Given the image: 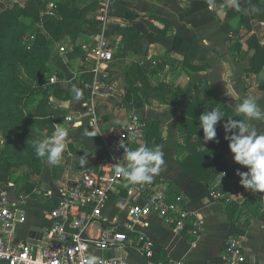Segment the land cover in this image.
<instances>
[{
	"label": "crops",
	"instance_id": "0c3cea01",
	"mask_svg": "<svg viewBox=\"0 0 264 264\" xmlns=\"http://www.w3.org/2000/svg\"><path fill=\"white\" fill-rule=\"evenodd\" d=\"M20 0H9L0 5V12L8 5ZM43 13L57 15L54 3L36 0ZM110 0H81V6L98 5L95 20L97 25L87 26L76 43L68 38L50 45L52 67L61 74L57 77L60 88L69 100L51 97V103L59 108L63 117L56 124L63 125L69 132L67 147L58 164L52 165L45 160L40 178L41 186L33 195H18L17 180L22 185L20 174L6 185L0 183L3 192L13 204L22 201L26 210L27 221L16 228V236L22 241L37 247L48 242L47 234L51 227L50 212L45 211L47 201L57 199L74 175L85 169L80 164V157L85 153L92 160H98V171H110L116 163L123 164L124 153L110 149L114 138L129 121L130 116L137 115L144 121H157L163 126L160 149L164 164L153 174L151 182L130 184L124 179L110 193V201L103 210L105 220L90 224L85 235L95 237L102 229L117 228L129 238L122 249H110L101 252L105 258L127 259L129 264H147L143 252V242L152 244L154 262L171 264H228L225 254L226 242L236 239L243 245L245 262L243 264H264V193L246 190L240 183L237 171L248 169L234 161L233 154L228 152L223 161L224 169L215 167L217 179L213 186L193 179L180 165L186 154L180 145L183 139L179 133L178 116L180 108L165 104L163 100H152L151 104L139 109L128 110L122 103L126 96V75L131 70L152 60H158L150 67L148 74L152 85L166 83L172 86L187 88L190 83L200 80L212 85L214 93L236 112L238 105L245 97H252L264 108V70L259 74H249L250 53L246 46L248 37L256 34L264 45V24L253 23V31L239 25L237 19L228 20L226 11L213 5L211 0H118L123 6L141 16H158L172 24L165 38L154 36L141 22L136 21L133 28L142 36L141 44L135 46L124 58L117 59L108 68L109 78L105 86L113 87L110 97L93 95L89 88L96 78L92 72L93 63L87 60L88 48L100 39L109 43L115 54L118 52L121 38L113 32L122 23L108 16ZM234 3L236 0H228ZM91 14L90 17L94 18ZM105 18L106 20H102ZM160 29L164 26L154 22ZM237 31L238 36L233 33ZM241 43L242 49L234 54L231 43ZM65 49V53L61 52ZM194 64H206L202 72L189 76L184 69V59ZM89 79V80H87ZM82 85L86 93H81ZM75 87L80 93L76 99ZM237 113V112H236ZM225 115V114H224ZM246 119L243 115H240ZM72 121H68V118ZM120 117L121 119H119ZM225 116L220 124L227 122ZM119 122L120 130L115 133ZM55 124V125H56ZM258 131H264V121H251ZM87 129L95 134L92 139L84 135ZM145 142V141H144ZM128 142L127 147L137 148L144 143ZM3 139L0 135V148ZM155 147V146H152ZM103 155L98 158L97 154ZM93 171V170H91ZM97 171V172H98ZM96 172V171H94ZM20 178V179H19ZM152 185L155 188L165 187L169 195L181 197L183 206L189 210L191 217L184 229L177 230L159 217L153 215L146 221L135 222L124 212L134 195L137 185ZM212 194H220L213 197ZM148 192L142 195L140 203H145ZM234 203L237 209L229 208ZM57 206V205H56ZM232 214V217L229 215Z\"/></svg>",
	"mask_w": 264,
	"mask_h": 264
},
{
	"label": "trees",
	"instance_id": "16d2710c",
	"mask_svg": "<svg viewBox=\"0 0 264 264\" xmlns=\"http://www.w3.org/2000/svg\"><path fill=\"white\" fill-rule=\"evenodd\" d=\"M51 1L57 15L43 13L36 0H20L0 12V135L3 139L0 148V183L8 185L15 175L20 174L24 182L19 185L17 180L18 195L36 196L33 192L41 186L45 159L36 155L35 145L49 137L55 124L63 117L62 111L51 103V97L63 100L71 98L69 95L64 97L65 92L59 85L49 84L52 76L61 78V74L52 67L50 45L65 37L76 43L87 32V26L98 24L95 14L100 7L95 3L82 7L81 0ZM7 2L9 0H0V5ZM211 2L226 11L228 20L237 19L248 33L253 31L254 22L264 24V0ZM107 13L113 20L122 22L113 32L121 38L115 54L117 59L126 57L135 46L141 44L142 36L133 28L136 21H141L159 38L167 37L172 28L167 19L141 16L118 0L109 1ZM91 14H94V18L90 17ZM156 21L164 28L156 27ZM233 35L238 36V32L235 31ZM246 46L250 53L248 73H261L264 70V45L256 34H252L248 37ZM241 49V43H231L234 54ZM156 61L158 60L146 62L128 72L126 96L118 104L130 111L149 105L152 100H163L167 105L179 107L177 120L183 139L180 148L186 153L180 165L193 179L211 188L217 179L214 168L224 169L223 161L230 148L225 140L224 127L220 123L217 126L216 140L204 142L203 129L199 128V116L205 110L210 111L219 106L227 118H243L214 93L212 85L207 81L190 83L187 88L166 83L152 85L148 74L153 63H158ZM207 67L206 64H194L190 59H184V69L189 76L202 72ZM80 91L86 93L84 85ZM146 123V140L142 146H160L163 126L153 120ZM102 155L98 153L97 157ZM84 168L97 172L99 162L88 156ZM57 204V199H51L44 209L49 212ZM229 208L237 209V205L231 203ZM229 215L232 217L230 212Z\"/></svg>",
	"mask_w": 264,
	"mask_h": 264
},
{
	"label": "built area",
	"instance_id": "2783aa9c",
	"mask_svg": "<svg viewBox=\"0 0 264 264\" xmlns=\"http://www.w3.org/2000/svg\"><path fill=\"white\" fill-rule=\"evenodd\" d=\"M102 20H106L103 18ZM65 53V49H61ZM87 60L93 63L92 72L101 76L89 88L93 95L110 97L113 87L105 86L108 80V68L115 63V51L104 40H99L88 48ZM50 85L58 84L56 76L49 80ZM72 121V118H68ZM147 123L137 115H132L122 127L110 145V149L120 154L123 148L119 145L124 142L142 143L146 140ZM125 178L117 176L115 170L81 171L74 175L69 184L61 192L60 202L50 212L51 227L47 234L49 242L43 247H37L29 242L22 241L16 236L18 225L27 221L26 210L22 201L13 204L0 191V264H86L89 254L104 252L110 249H122L129 238L117 228L102 229L95 237L85 235L90 224L105 220L103 210L110 201L111 191ZM148 192L145 203H140L144 193ZM218 197L220 194H212ZM130 202L124 210L135 222L146 221L155 215L175 229L182 230L189 221L191 214L183 204L181 197L172 198L165 187L155 188L152 185H137ZM143 252L147 257V264H169L154 262L152 244L143 242ZM225 254L228 264H243L245 256L243 245L232 238L226 242ZM101 264H129L127 259L105 258L98 256ZM171 264V263H170Z\"/></svg>",
	"mask_w": 264,
	"mask_h": 264
},
{
	"label": "clouds",
	"instance_id": "9594fccd",
	"mask_svg": "<svg viewBox=\"0 0 264 264\" xmlns=\"http://www.w3.org/2000/svg\"><path fill=\"white\" fill-rule=\"evenodd\" d=\"M76 99L80 98L78 90ZM237 115H243L246 119L228 118L224 123L225 140L233 154L234 161L248 169L247 172L237 171L240 183L246 190L254 193H264V131H258L251 121H264V108H261L252 97H245L236 105ZM225 117L219 106L205 110L199 116V128L203 129V139L207 143L217 138V126ZM84 135L91 139L95 134L87 129ZM68 130L61 124H56L52 134L35 145L36 155L45 159L49 164H58L67 147ZM218 142V141H217ZM123 148V164L114 165L115 174L124 177L130 184L151 182L153 174L160 170L164 164L163 153L160 146H139L135 149L127 147L124 142L119 145ZM83 166L88 156L85 153L80 157ZM86 264H101L100 258L95 254H89Z\"/></svg>",
	"mask_w": 264,
	"mask_h": 264
},
{
	"label": "rangeland",
	"instance_id": "374dc122",
	"mask_svg": "<svg viewBox=\"0 0 264 264\" xmlns=\"http://www.w3.org/2000/svg\"><path fill=\"white\" fill-rule=\"evenodd\" d=\"M119 119H121L120 117H118ZM120 125L121 123L117 122L114 126L117 127L115 130V133H117L120 130ZM96 256H101L100 252H96L95 253Z\"/></svg>",
	"mask_w": 264,
	"mask_h": 264
}]
</instances>
